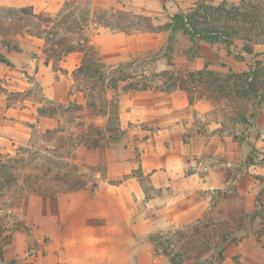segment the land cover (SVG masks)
<instances>
[{
  "label": "rangeland",
  "instance_id": "374dc122",
  "mask_svg": "<svg viewBox=\"0 0 264 264\" xmlns=\"http://www.w3.org/2000/svg\"><path fill=\"white\" fill-rule=\"evenodd\" d=\"M14 1L0 0V47L21 51L15 60L0 53L5 61L0 63V252L7 244L6 236L11 235L7 234L22 227L31 190L44 198L47 193L90 186L97 172L105 177L106 156L112 153L128 158L134 164L133 176L140 177V148L146 139L159 126L175 128L182 123L186 139L191 135L193 142L186 146L182 163L202 162L204 169L211 160L213 164L227 161L228 177L224 187L213 193L210 209L202 218L153 234L152 253L164 264L170 260L176 264H248L254 259L258 264L259 256L250 257V247L240 242L247 238L259 241L264 230V102L228 90L241 92L243 80H251L256 72L259 79L253 82L264 96V44L247 43L249 52L243 51L244 44L237 39L240 31L234 33L229 52L222 42L192 41L179 31L168 42L175 13L192 12L196 4L217 6L222 0H77V6L88 8L80 12L96 22L82 34L96 33L93 40L108 71L120 70L118 75L129 77V84L146 79L152 87L143 90L151 100V113L123 115L120 133L112 124V105L122 116L138 90L130 91L120 83L116 96L111 90L104 92L113 104H104L102 93L100 98L94 95L95 107L86 108L81 92L86 89L84 82L73 81L70 95L64 84L79 59L54 61L47 56L49 44L28 37H42L50 27L61 31L63 26L48 23L44 13L32 16L28 9H16ZM72 1L60 14L64 25L79 15ZM224 1L222 7L231 16L239 12L241 0ZM197 16L204 18L202 13ZM198 71H204L208 81L190 82L189 93L158 88L166 80L164 72L175 76ZM189 98L192 101L187 106L174 109V103ZM199 100L210 108L200 116L192 108ZM40 107L45 119L37 122L33 116ZM214 123L220 124L218 129H213ZM212 135L215 142L224 136L229 140L223 152L216 153L218 146L209 144ZM195 136L203 144L200 152H196ZM190 171L186 167L185 173ZM27 245L29 255L34 247L30 238Z\"/></svg>",
  "mask_w": 264,
  "mask_h": 264
},
{
  "label": "crops",
  "instance_id": "0c3cea01",
  "mask_svg": "<svg viewBox=\"0 0 264 264\" xmlns=\"http://www.w3.org/2000/svg\"><path fill=\"white\" fill-rule=\"evenodd\" d=\"M71 1L15 0L14 6L20 10L28 9L32 16L44 13L53 19ZM73 1L77 6L79 2ZM89 21L90 25L96 23ZM95 34L89 37L98 51L93 40ZM28 37L42 40L36 35L30 34ZM5 48L0 47L1 56L6 55L15 60L16 55L21 54L20 50L9 52ZM70 57L79 61L64 79L68 95L74 81L72 72L80 63L81 53L75 51L62 58L68 61ZM136 92V97L128 101L129 111L120 115L119 125L125 114L130 117L136 112L142 115L151 113V100L146 99V91ZM188 103L182 99L174 103L173 107L183 108ZM192 108L199 116L210 111L202 100L194 103ZM33 119L38 122L45 118L35 113ZM214 124L213 129H218L220 124ZM178 125L175 128L159 126L152 138L146 139V145L140 148V177L133 176L134 164L128 158L112 153L106 156L105 177L99 176L97 172L90 186L87 183L58 194L47 193L44 198L31 190L30 205L25 211L27 214L21 216L23 225L7 234L11 235L6 236L7 244L0 252V263L164 264L151 251L152 235L162 234L202 218L210 209L213 193L226 184L229 172L227 161L215 164L209 161L208 167L204 168L206 173L203 172L202 162L187 163L185 160L184 165V150L193 142L191 135L190 139H186L183 124ZM214 136L210 137L209 144L213 142L218 146L216 153L223 152L229 140L224 136L215 142ZM194 138L196 152H200L203 144H199L196 136ZM111 155L113 157L110 158ZM186 167H191L189 173H185ZM28 238L34 245L29 255ZM240 246L250 247V257L254 259L259 256L258 264H264V230L259 241L242 239ZM256 262L254 259L248 264Z\"/></svg>",
  "mask_w": 264,
  "mask_h": 264
},
{
  "label": "trees",
  "instance_id": "16d2710c",
  "mask_svg": "<svg viewBox=\"0 0 264 264\" xmlns=\"http://www.w3.org/2000/svg\"><path fill=\"white\" fill-rule=\"evenodd\" d=\"M210 3L212 2L210 1ZM66 5L67 4H65L53 19L47 18V22H51V25H56V27L63 26L62 30L59 31L60 29L50 27L49 32H46L42 37H38L45 42L46 46L49 44L50 48H48L47 56L54 61L75 51L81 53L80 63L72 72V77L74 84L81 81L84 82L83 84L86 89H81V92L85 99L86 108L95 107V102H93L94 95H96V98H100L102 93L103 97H101L100 100L108 106L113 104V98L112 100L105 99L104 92L111 90L116 96L115 93L119 90L120 83H125L123 87H128L130 91L152 89L151 86L146 84V79L142 82L134 80L132 84H129L127 82V80L130 79L129 77L118 75L121 74L120 70L117 71L118 73L116 70L108 71L90 37L82 34L84 30L89 29L90 21L88 19V13H81L80 10H87L88 8L77 9L79 10L78 17L70 20L67 25H64V18H60V14L64 11ZM222 6L225 7L224 0L217 6L196 4L192 12L184 13L179 11L175 13L170 19V36L168 42L171 40L174 32L179 31L185 33L192 41L204 40L222 42L225 44L227 52H229V48L233 45L236 36L234 33L240 31L241 35H238L237 39L243 42V51L249 52L246 47L247 43L264 44V17L261 16L264 15V0H241V5L238 6L239 12H236L232 16L229 12H226L225 8ZM241 10L243 11L242 13L240 12ZM199 13L204 15L202 20L197 16ZM165 50L168 54L167 59L169 62L171 58L169 55L171 53L170 43L166 45ZM0 62H5L4 58H0ZM167 65L172 67L171 63H167ZM163 74H165L166 80H164L158 88L166 92L181 90L189 93L188 84L190 82L196 81L203 83L204 81H208L206 77L207 74H205L204 71L182 75L175 73V76L168 72H164ZM250 77L251 80L249 81V77L243 80L244 87L241 92H237L231 87L228 91L231 93L234 92V95L244 94L245 96H250L264 102V96L259 95L258 89L253 82L259 79L258 74L254 72ZM150 82H152V80H150ZM138 84L140 87L137 88ZM191 101L192 99L189 98L188 102L191 103ZM115 107V104H113L111 108L113 116L115 113L112 124L115 123L117 131L121 133V129L119 128V116ZM36 111L40 117L45 114V110L42 107L37 108ZM112 140L115 141L116 138H112ZM95 143L96 142L93 143V146H96ZM249 163H253V160H249ZM151 242H153V238H151ZM169 263L176 264L172 260H170Z\"/></svg>",
  "mask_w": 264,
  "mask_h": 264
}]
</instances>
